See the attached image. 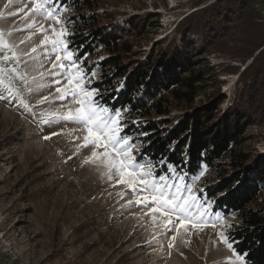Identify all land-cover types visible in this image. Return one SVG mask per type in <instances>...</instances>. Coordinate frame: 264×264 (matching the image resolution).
<instances>
[{"label":"rangeland","instance_id":"374dc122","mask_svg":"<svg viewBox=\"0 0 264 264\" xmlns=\"http://www.w3.org/2000/svg\"><path fill=\"white\" fill-rule=\"evenodd\" d=\"M197 1L102 0L100 9L119 21L133 16L146 19L144 29L131 37L134 55L144 57L152 46L167 45L174 39L181 44L180 28L187 16L215 0ZM257 6L264 17V0ZM0 13V31L19 58L7 66L16 67L24 77L15 81L18 97L0 89L4 97L0 99V264H246L228 247L227 233L238 220L234 213L220 214V221L209 215L204 223L192 219L181 224L173 217L172 224H166L167 217L137 203L138 194L115 177L109 178L105 163L92 158L93 151L99 156L104 149L84 146L82 126L58 118L75 104L59 99L56 88L67 85L54 83L63 77L52 75L51 58L56 52L50 40L53 29L66 32L64 40L75 59L77 52L67 42L70 9L58 10L61 23L33 13L32 0H12L11 4L0 0ZM196 54L201 59L197 65L202 61L208 73L194 106L221 95L225 97L221 111L227 109L243 87L242 74L253 59L241 62L208 50ZM86 60L92 63L96 58L87 55ZM78 66L87 74L83 86L98 89L95 82L102 77L101 69L96 66L89 72L82 61ZM168 98L173 116L192 110L185 102ZM121 113L127 127V116ZM247 126L237 148L247 152L251 161L257 160L264 156V122L256 120ZM133 137L136 159L141 142H134ZM230 168L223 164L214 172L205 166L191 180L183 174V182L177 183L191 186L197 202L203 204L199 191L216 180L218 172ZM210 212L214 213L212 203Z\"/></svg>","mask_w":264,"mask_h":264},{"label":"trees","instance_id":"16d2710c","mask_svg":"<svg viewBox=\"0 0 264 264\" xmlns=\"http://www.w3.org/2000/svg\"><path fill=\"white\" fill-rule=\"evenodd\" d=\"M258 2L215 0L187 16L181 44L176 39L158 44L141 57L134 55L131 37L144 29L145 18L119 21L100 9L102 0H56L70 9L67 42L77 52L75 59L89 72L96 66L102 71L95 82L98 99L111 110L124 111L128 125L122 135L141 142L137 161L155 164L156 175L168 173L167 164L181 166L177 171L187 180L205 166L214 172L223 164L231 167L218 172L198 195L212 202L214 213L237 216L227 240L246 264H264V156L251 161L237 148L248 124L264 122V17ZM207 50L241 62L253 59L242 74L243 87L223 111L221 95L194 106L208 73L202 61L197 65L196 53ZM87 55L96 61L88 62ZM169 96L192 110L173 116Z\"/></svg>","mask_w":264,"mask_h":264},{"label":"snow or ice","instance_id":"6c2138e0","mask_svg":"<svg viewBox=\"0 0 264 264\" xmlns=\"http://www.w3.org/2000/svg\"><path fill=\"white\" fill-rule=\"evenodd\" d=\"M11 3L12 0H8V4ZM61 7L56 0H32L33 13L56 19L57 23H61L58 15ZM13 14L10 13V15ZM2 17L3 13H0V18ZM5 35V32L0 31V89L11 96L18 97L19 90L15 87V81H23L24 77L16 67L7 66L10 62H18L19 58L5 39ZM65 35L66 32H56L53 29L50 44L56 54L51 58L52 75L63 77V81L55 79V84L67 85L56 88V91L60 93L59 99L62 101L70 99L75 107L68 109L67 114L60 115L58 118L82 126L86 133L83 137L84 146L91 144L94 149H104L99 156L96 151H93L92 158L100 159L105 163L109 178L115 177L118 183L128 186L133 193L138 194L141 199L137 200V203L150 206L151 212H159L162 217H167L166 224H172L173 217L181 224L192 219H198L200 223H204V218L209 215H215L218 221L222 220L219 213L210 212L211 201L198 203L199 198L192 191L191 186L182 187L181 183H177V181L183 182V174L177 171V168L181 166L167 164L168 173L176 177L172 180L168 173L156 175L155 166L150 161L142 164L135 159L134 143L129 136L122 135L126 125L123 123L121 111L111 110L101 104L97 99L98 89L83 86L87 74L79 68V60L73 59V54L65 43ZM91 75L94 77L95 73ZM2 98L4 97L0 96V99ZM21 104L27 107L23 99ZM44 122L48 123L47 120ZM161 163L165 162L161 161ZM170 180L171 183H169ZM152 218L155 220L156 216L153 215ZM225 243H228L227 240ZM228 247L231 249L232 244L228 243Z\"/></svg>","mask_w":264,"mask_h":264}]
</instances>
